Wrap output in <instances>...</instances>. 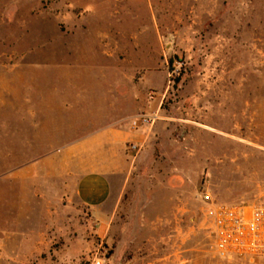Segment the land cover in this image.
Returning <instances> with one entry per match:
<instances>
[{
    "label": "rangeland",
    "instance_id": "obj_1",
    "mask_svg": "<svg viewBox=\"0 0 264 264\" xmlns=\"http://www.w3.org/2000/svg\"><path fill=\"white\" fill-rule=\"evenodd\" d=\"M141 114L102 237L32 164ZM210 202L264 205V0H0V264H264L215 254Z\"/></svg>",
    "mask_w": 264,
    "mask_h": 264
},
{
    "label": "crops",
    "instance_id": "obj_2",
    "mask_svg": "<svg viewBox=\"0 0 264 264\" xmlns=\"http://www.w3.org/2000/svg\"><path fill=\"white\" fill-rule=\"evenodd\" d=\"M137 129L132 130L129 123L123 127L110 124L89 136L70 139L62 146H46L59 152L38 155L32 164L40 171L47 169L49 174L57 170L62 171L59 174L75 176L76 196L96 222L97 232L102 237L109 228L114 206L111 200L113 185L122 180L130 164L125 151L130 152V144H126L138 141L140 128ZM41 144L40 140V149Z\"/></svg>",
    "mask_w": 264,
    "mask_h": 264
},
{
    "label": "built area",
    "instance_id": "obj_3",
    "mask_svg": "<svg viewBox=\"0 0 264 264\" xmlns=\"http://www.w3.org/2000/svg\"><path fill=\"white\" fill-rule=\"evenodd\" d=\"M152 98V95H150ZM155 116L141 114L129 121L130 128L153 124ZM136 151L135 144L129 145ZM206 209L213 250L220 258L264 256V205L210 202ZM93 264H101L96 260Z\"/></svg>",
    "mask_w": 264,
    "mask_h": 264
}]
</instances>
